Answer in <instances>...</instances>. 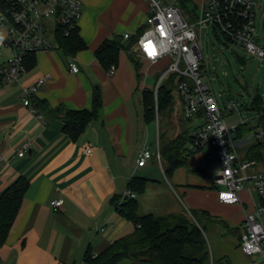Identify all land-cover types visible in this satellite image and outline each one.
<instances>
[{
    "label": "crops",
    "instance_id": "obj_1",
    "mask_svg": "<svg viewBox=\"0 0 264 264\" xmlns=\"http://www.w3.org/2000/svg\"><path fill=\"white\" fill-rule=\"evenodd\" d=\"M82 1L79 28L87 47L74 56L80 71L71 70L70 57L62 50L50 49L39 51L33 65L28 60L27 70L19 79L12 82L0 79V196L20 177L29 181L15 224L5 244L0 246L4 264H84L89 248L98 253L116 238L133 231L134 223L118 211L111 201L113 196L124 193L134 175L144 176L148 162L145 166L136 163L143 147L150 148L155 143L157 151L180 134L189 132L192 124L181 114V101L174 89L172 100L159 107L157 78L170 57L155 62L139 57L144 61L139 76L130 56L139 33L146 26L148 0ZM206 1L188 0L185 7L182 0H163L164 3L178 2L182 9H189L190 4L197 16ZM125 33L132 36L125 38ZM117 36L121 37L124 47L115 72L109 74L96 50ZM1 60L0 67L4 58ZM43 78L36 93L40 102L37 105L35 101L38 112H33L25 105L24 98L27 89ZM96 89L103 97L100 116L73 138L65 131L63 119L45 103L52 109H92ZM148 90L155 94V109L151 113L147 112L145 103ZM161 112H164V121L160 118ZM25 143L28 148L20 155ZM249 147L241 145L239 154L245 155ZM88 148L92 151L87 152ZM206 151L201 153L203 164ZM198 152L190 154L188 166L177 168L167 182L148 177L147 189L138 197L142 214L180 213L185 207L214 213L210 206L193 201L194 188L201 183L198 172L205 170L204 165L192 161ZM162 169L165 172L164 164ZM164 185L173 192L172 200L164 198L168 204L173 203L160 214L145 211L144 195L148 190L159 192ZM254 193L248 187L241 193L240 232L246 213L254 209ZM59 198L64 202L55 210L51 201ZM215 199L227 204L219 199L218 192Z\"/></svg>",
    "mask_w": 264,
    "mask_h": 264
},
{
    "label": "built area",
    "instance_id": "obj_2",
    "mask_svg": "<svg viewBox=\"0 0 264 264\" xmlns=\"http://www.w3.org/2000/svg\"><path fill=\"white\" fill-rule=\"evenodd\" d=\"M7 11L0 12V79L12 82L27 70L28 57L42 50L59 49V31L70 35L80 26L83 15L82 0H6ZM149 11L146 26L131 49L142 59L155 62L166 56L169 64L160 74L156 84L158 91L165 79L175 75L177 95L181 101L182 114L192 122L188 153L206 151L210 160L221 163L214 176L218 197L223 203L242 201V191L248 187L257 192L254 209L245 215L241 248L247 255H257L264 264V91L261 92L262 108H256L254 100L248 105L235 98L220 100L211 80L203 73V33L212 26L221 31L228 40L239 43L253 55L264 58V43L257 36V15L260 0H207L200 8L196 21H190L178 2L148 0ZM125 38L131 33H125ZM55 46H54V43ZM149 45L154 55H149ZM141 52H137V48ZM72 71L81 70L74 57H70ZM116 66L110 67L113 74ZM45 78L27 89L25 105L38 112L36 93ZM244 110L256 111L257 115L245 118ZM238 115L236 123H228L226 117ZM42 116V115H40ZM249 145L245 155L238 148ZM258 148V155L255 150ZM28 148L25 143L19 154ZM88 148L87 152H91ZM153 151L143 147L137 157V165L145 166L153 157ZM163 166L161 149L156 151ZM125 196L136 197L127 189ZM225 197H230L226 199ZM64 199L51 201L55 210Z\"/></svg>",
    "mask_w": 264,
    "mask_h": 264
},
{
    "label": "trees",
    "instance_id": "obj_3",
    "mask_svg": "<svg viewBox=\"0 0 264 264\" xmlns=\"http://www.w3.org/2000/svg\"><path fill=\"white\" fill-rule=\"evenodd\" d=\"M186 7L188 0H182ZM9 4L6 0H0V12L7 11ZM142 32V31H141ZM140 34V33H139ZM139 36V35H138ZM59 49L67 56L74 57L77 52L85 47L87 43L80 34V28L74 30L70 35H65L63 30L59 31ZM124 47L121 37L106 40L96 50L100 62L106 69L113 65L118 66L120 52ZM35 55L28 57L29 64L35 63ZM130 56L135 62L140 76V62L135 58L134 52ZM175 75L170 77L175 86ZM172 85L163 83L159 89L158 103L162 108L172 100ZM145 103L147 112L155 109V94L146 91ZM37 100V105L39 99ZM47 108L59 115L65 123V131L73 138L84 132L89 123L97 119L103 108V97L99 89H96L93 97L92 109H65L62 107ZM256 108H262L261 93H257L254 99ZM191 140L189 132L180 134L173 141L161 147L162 159L167 176L181 167L188 166L187 143ZM255 155H258V148ZM149 178L134 175L128 182L127 189L135 192L136 197L125 196L124 193L116 194L112 203L118 211L135 225L133 231L124 234L112 241L104 250L95 253L89 248L85 254L84 264H119L125 258H131L134 264H224V258L214 259L209 249V243L204 228L194 219L195 209L189 212L184 209L180 213L156 215L154 213L142 214L140 212L139 195L147 189ZM29 187V181L20 177L15 183L7 188L0 196V246L4 245L15 224L21 210L25 193ZM203 214L210 216L205 209H198ZM0 264L2 260L0 258Z\"/></svg>",
    "mask_w": 264,
    "mask_h": 264
},
{
    "label": "rangeland",
    "instance_id": "obj_4",
    "mask_svg": "<svg viewBox=\"0 0 264 264\" xmlns=\"http://www.w3.org/2000/svg\"><path fill=\"white\" fill-rule=\"evenodd\" d=\"M188 8L189 9L183 8L184 13L189 16L190 21H196L198 18L197 12L190 4ZM256 24L257 36L260 38L258 41L263 43L264 0H260ZM126 43L127 41H125V44ZM236 51L246 57L247 62L245 64L239 61L235 53ZM203 52L205 57L202 67L203 73L207 76V80H211L214 91L220 100L224 98H235L243 102L244 105H248L252 103L257 93L264 91V58L250 54L243 45L228 40L221 31L216 32L212 26L209 28L205 27L204 29ZM134 56L136 59L139 58L136 53H134ZM1 59L0 62L2 61ZM138 60L142 66L144 61ZM159 78L160 75L157 80H159ZM150 81L153 82L154 78L149 79V82ZM163 82L169 86L172 85V87L175 88L174 94L177 95L176 86H173L172 80L165 79ZM255 115H257L256 111L244 110L245 118H250ZM164 117V112H161L160 118L163 121L165 120ZM226 119L228 123L232 124L236 123L239 117L238 115H232L227 116ZM192 131L193 127H190L189 132L191 133ZM142 142H144V140ZM150 146L154 155L148 159V164L144 170H140L144 171L142 173L144 176L167 182L168 176L163 171L157 159V145L153 143L150 144ZM201 153L202 151L192 157V161L195 164L204 165L203 168L205 169L202 172H198L201 183L194 188L195 195L193 196V201L196 204L210 206L214 213L210 212V216H207L200 212V210H196V208L187 209L185 207V209L188 212L191 209L196 210L195 214L197 216L193 213L190 214L204 228L209 243V249L214 259L222 257L224 258V264H262L259 256H250L242 251L240 245L242 231L240 232L239 230L241 226L239 223L243 218L241 204H222L215 199L218 187L214 186V176L221 168V163L216 160H210L204 155L205 164H203ZM172 193V189L168 188L166 185L161 186L159 192H157V190H152L151 192L148 190L142 198L143 209L145 211H153L160 214L162 210L167 209L169 204L173 203H167L168 200H172ZM154 194L157 195L155 196ZM165 196L169 199L167 200L164 198ZM254 197L256 200L259 199L257 192L254 193ZM188 203H190V201ZM2 264H4V262ZM119 264H134V262L131 258H125L121 260Z\"/></svg>",
    "mask_w": 264,
    "mask_h": 264
},
{
    "label": "water",
    "instance_id": "obj_5",
    "mask_svg": "<svg viewBox=\"0 0 264 264\" xmlns=\"http://www.w3.org/2000/svg\"><path fill=\"white\" fill-rule=\"evenodd\" d=\"M136 51L141 52V49L138 47ZM235 53H236L237 58L242 64H245L247 62V59L244 55L239 54L237 51Z\"/></svg>",
    "mask_w": 264,
    "mask_h": 264
},
{
    "label": "snow or ice",
    "instance_id": "obj_6",
    "mask_svg": "<svg viewBox=\"0 0 264 264\" xmlns=\"http://www.w3.org/2000/svg\"><path fill=\"white\" fill-rule=\"evenodd\" d=\"M154 51L151 50V46L149 45V55H154ZM226 199H230V197H225Z\"/></svg>",
    "mask_w": 264,
    "mask_h": 264
},
{
    "label": "clouds",
    "instance_id": "obj_7",
    "mask_svg": "<svg viewBox=\"0 0 264 264\" xmlns=\"http://www.w3.org/2000/svg\"><path fill=\"white\" fill-rule=\"evenodd\" d=\"M0 39H2V37H0Z\"/></svg>",
    "mask_w": 264,
    "mask_h": 264
}]
</instances>
